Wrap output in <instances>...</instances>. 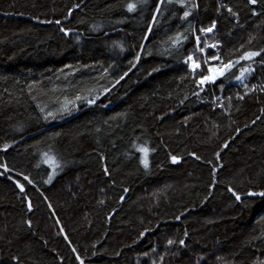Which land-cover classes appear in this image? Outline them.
<instances>
[{
	"label": "trees",
	"instance_id": "obj_1",
	"mask_svg": "<svg viewBox=\"0 0 264 264\" xmlns=\"http://www.w3.org/2000/svg\"><path fill=\"white\" fill-rule=\"evenodd\" d=\"M191 2L0 0V264H264L247 195L264 191V52L202 89L184 65L213 21L221 60L264 49V0Z\"/></svg>",
	"mask_w": 264,
	"mask_h": 264
},
{
	"label": "snow or ice",
	"instance_id": "obj_2",
	"mask_svg": "<svg viewBox=\"0 0 264 264\" xmlns=\"http://www.w3.org/2000/svg\"><path fill=\"white\" fill-rule=\"evenodd\" d=\"M164 0H160V3H163ZM169 3H172L173 0H168ZM177 2L180 4L181 7H185L187 8L188 5L185 4V0H177ZM247 2L251 5H256L258 3V0H247ZM191 8H196L198 7V5L195 3V0H192L191 2ZM135 7L136 5L133 4V3H129L127 5V10L129 12H132L135 10ZM159 10V8H157V11ZM227 11L229 13H231L233 16L237 15L235 12H232V9L231 8H228ZM253 15H257V13L255 11H253L252 13ZM190 15V11L188 10H185L183 12V17L186 18ZM153 20H155V17H153ZM56 23H59V21H56ZM216 28V22L213 21L210 26L208 27H201L199 29V31L201 33H212L213 30ZM61 31H64L63 28H61ZM67 34V33H65ZM171 43L173 46L177 45V44H180L181 43V35L180 34H177L174 38H172L171 40ZM195 43L197 46L200 45L201 43V40H200V37L199 36H196L195 37ZM204 47H208V48H215L217 47V45L213 44V45H208V44H205ZM197 51L203 53L204 51V48L202 47H197ZM261 52H264V49H261L260 51H245L240 57L238 60L236 61H233V60H228L227 62L221 60L220 56L218 54H213L211 55L210 57H206L204 59V64L206 65V69L204 70H201V63L197 60H195L193 58V55L192 54H189L187 55V57L184 59V63L188 66V69L190 71V73H192L193 75V79L196 80V83H197V86L198 87H201L202 89V86L205 85L206 83L207 84H214L216 82V80L219 78V77H223L225 75V72L230 70L235 64H238L240 62V60H252V58L256 57V56H259ZM148 55H151V53H147ZM136 61H139L140 60V55L139 53L136 55L135 57ZM209 60H212V61H219V65L218 66H213V65H210L209 64ZM135 66V65H133ZM198 70H200L198 72ZM251 69L250 68H244L242 67L240 69V75L236 76V79L237 80H241V78L244 76V74L248 71H250ZM152 71H159L158 68H155L153 69ZM124 75H127V73H125ZM198 77V78H197ZM121 79H123V76L121 77ZM119 81H117L118 83ZM245 87H247L245 85ZM104 91H108V89H104ZM76 100H85L87 103L89 104H92V103H95V98L93 99H88L87 97H81V96H76L75 98ZM240 99H243V97L241 96ZM74 103V102H73ZM66 105H67V102H66ZM64 106V108L62 109L63 111H66L67 110V106ZM41 111H43V109H41ZM48 116H53L54 113L53 112H48L47 114ZM138 151H140L141 153L144 154V156L142 157L141 159V163H143L144 167L147 168L148 167V160H147V153H148V149L146 147H140L138 148ZM46 159H45V163H47L49 165V167L53 168V170L55 171L56 168H59L60 167V164L53 158V157H49L47 153L44 154ZM218 155V154H217ZM171 160L173 163H176L177 162V157L176 156H172L171 157ZM5 168V171H8L7 167L6 166H3ZM104 172L105 174L107 175L108 174V170L107 168L104 169ZM25 181H28L29 184L32 183V181L28 178V176H24L23 177ZM52 180V176L49 175V178L47 181H45V183H49L51 182ZM19 190L21 192H24V186L22 184H19L17 183L16 185ZM125 191H127V189H125ZM229 191H232L231 189H229ZM233 195L235 196L236 200L239 201L240 200V196L239 195H236V193L233 192ZM248 196H259V197H264V191H261V192H252V191H249L247 193ZM29 207V210H31V204L29 203L28 205ZM177 219H179V217H177ZM185 236H187V233H185ZM174 243V241L172 240H169L168 241V244L169 245H172ZM179 244L181 246H184L185 244V241L182 239L179 241ZM79 259V257H77ZM80 264H83V261L80 262Z\"/></svg>",
	"mask_w": 264,
	"mask_h": 264
},
{
	"label": "rangeland",
	"instance_id": "obj_3",
	"mask_svg": "<svg viewBox=\"0 0 264 264\" xmlns=\"http://www.w3.org/2000/svg\"><path fill=\"white\" fill-rule=\"evenodd\" d=\"M209 35H210V33H207V34L201 33L200 40H201V45L202 46H200V47L204 48V51H203V53H201V52L197 51V49H196V52H195V55H194L195 60H197V61H199L201 63V70H204L206 68V65L204 64L203 61H204V59L206 57H210V53H214V54H218L219 53V50H218L217 47H215V48L204 47L205 44H208V45L215 44L214 41H212L211 39H208ZM209 64L213 65V66H218L219 65V61L209 60ZM249 74H250V71L246 72V75H249ZM241 82H242V79L237 81L238 84H241Z\"/></svg>",
	"mask_w": 264,
	"mask_h": 264
},
{
	"label": "built area",
	"instance_id": "obj_4",
	"mask_svg": "<svg viewBox=\"0 0 264 264\" xmlns=\"http://www.w3.org/2000/svg\"><path fill=\"white\" fill-rule=\"evenodd\" d=\"M200 46H202V45H201V43H200V45H199V46H197V45H196V47H200ZM193 58H194V55H193ZM194 59H195V58H194ZM184 64H185V63H184ZM185 65H186V64H185ZM186 67L188 68V66H187V65H186ZM188 70H189V69H188Z\"/></svg>",
	"mask_w": 264,
	"mask_h": 264
},
{
	"label": "bare ground",
	"instance_id": "obj_5",
	"mask_svg": "<svg viewBox=\"0 0 264 264\" xmlns=\"http://www.w3.org/2000/svg\"><path fill=\"white\" fill-rule=\"evenodd\" d=\"M197 49V48H196ZM185 65V64H184ZM199 71V70H198ZM43 162V161H42Z\"/></svg>",
	"mask_w": 264,
	"mask_h": 264
}]
</instances>
